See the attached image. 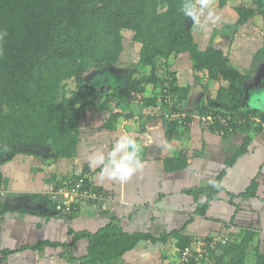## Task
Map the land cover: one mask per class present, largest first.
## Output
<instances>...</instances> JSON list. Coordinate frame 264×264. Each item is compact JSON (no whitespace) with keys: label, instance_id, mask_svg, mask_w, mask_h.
<instances>
[{"label":"trees","instance_id":"trees-1","mask_svg":"<svg viewBox=\"0 0 264 264\" xmlns=\"http://www.w3.org/2000/svg\"><path fill=\"white\" fill-rule=\"evenodd\" d=\"M229 1L209 0L221 9ZM192 8L203 10L199 0H0V32L7 33L0 40V166L24 153L46 154L51 163L74 158L85 114H106L105 127L110 129L123 110L133 106L167 111L164 94H157V88L178 100L190 122L195 112L186 110V104L197 83L206 94H217L209 97L208 105L202 102L199 115L231 116L233 132H260L264 113L245 107V83L250 74L231 67L223 48L209 45L202 49L189 27L193 18L184 14ZM237 14V22L226 26L230 36L251 24L264 37V0H240ZM127 36L141 46L138 63L129 68L127 88L110 92L93 88L91 77L123 67ZM173 58L190 61L194 84L181 86L177 73L163 72L166 61ZM144 67L152 69L148 77L142 74ZM70 80L76 82V90L67 96L65 87ZM149 86L154 88L151 95ZM172 111L178 112L177 107ZM162 115L166 142L170 143L178 128L186 126ZM253 118H259L261 124L253 126ZM242 121L245 123L240 125ZM248 138L244 148L250 143ZM186 165L181 158L165 161L166 170L171 172ZM216 191L210 198H217ZM202 210L205 213L206 205ZM70 234L71 244L43 242L35 249L73 248L86 239L87 254L78 258L79 264H114L141 241H159L150 235L127 233L115 221L96 233L71 230ZM174 235L179 251L192 242L179 233ZM252 241L250 234L240 243L230 242L218 248L213 258L217 264H246ZM254 264H264V256L257 253Z\"/></svg>","mask_w":264,"mask_h":264},{"label":"crops","instance_id":"crops-1","mask_svg":"<svg viewBox=\"0 0 264 264\" xmlns=\"http://www.w3.org/2000/svg\"><path fill=\"white\" fill-rule=\"evenodd\" d=\"M252 43L245 44L250 57L243 55L237 61L234 52H226L231 67L250 74L245 83V104L264 93V64L262 70L256 69L258 60L264 59L263 45L256 48ZM259 52L261 58L257 60ZM180 80L181 86L191 84V78L184 77V84ZM198 86L193 85L189 97L198 102L192 104L188 99L186 104V110L197 114L202 102L208 105L209 97L217 95L214 91L206 94ZM131 108L123 110L110 129L105 127L106 114H85L74 158L51 163L46 154L24 153L0 166L4 190L0 199V264H79L78 257L87 254L86 239L67 249L35 247L43 242L71 244V230L96 233L114 221L127 233L159 239L141 241L114 264H177L176 233L192 241L226 234L230 242L239 243L252 234L246 264H254L257 253L264 256V124L258 133L238 131L221 136L216 128L196 120L190 128L179 127L167 143L165 110L140 105ZM252 108L264 113L257 106ZM250 122L253 126L261 124L259 118ZM123 136L136 140L143 163L127 181L110 178L103 170L114 167L107 155ZM248 136L251 140L244 148ZM100 154L105 156L103 162L96 159ZM178 158L186 161L185 168L167 171L165 161ZM79 176H85L104 199L80 203L75 215L67 219L48 202L46 192L56 181ZM215 191L217 198H210ZM163 237L166 241L160 240ZM71 257L76 259L71 261Z\"/></svg>","mask_w":264,"mask_h":264},{"label":"rangeland","instance_id":"rangeland-1","mask_svg":"<svg viewBox=\"0 0 264 264\" xmlns=\"http://www.w3.org/2000/svg\"><path fill=\"white\" fill-rule=\"evenodd\" d=\"M240 8V0H230L228 6L221 9L218 7L217 3L209 2L208 6L204 8L203 15H199L197 19H192V29L195 35V38L199 45L202 48H206L209 45H215V47L220 46L225 50V52H234L237 57V61L241 58V56L250 57L249 52H245V44L249 41H252L256 48H259L263 45L262 55H264V37L262 34L251 24H248L242 28L239 33H237L234 37L230 36L226 26L233 25L238 20L237 10ZM163 10V9H162ZM211 12L212 16L209 18L208 13ZM263 38V40H262ZM256 42V43H255ZM141 50V46L137 43H134L128 36L125 40V51L124 55L121 59V62L124 64L122 68H110L109 73L104 75L103 83H96L97 77H91L90 82L92 85L102 87L105 86L110 90H116L117 88L125 89L128 86V78H129V68H133L134 64L139 61V53ZM246 53V54H245ZM257 60L261 58V56H256ZM264 58V57H263ZM236 61V62H237ZM259 61L256 64L257 71L262 70V66L264 64V59H261L260 64ZM259 64V65H258ZM166 66V67H165ZM165 66L162 68L165 73V69L169 73H177L179 81L182 78H191L188 75L189 70L191 71L192 64L188 60H184V58H173L170 59L169 62L166 61ZM126 67V68H125ZM145 71L142 74H145V77H148L152 72V69L149 67H144ZM166 72V74H168ZM102 73H99L100 76ZM92 76V75H90ZM187 76V77H186ZM90 78V77H89ZM93 79V80H92ZM92 80V81H91ZM191 78V83L194 84L196 82V78ZM184 84V82H183ZM197 84V83H196ZM196 84H194L196 86ZM198 86V85H197ZM199 87V86H198ZM200 88V87H199ZM264 89V86L261 87V90ZM65 95L70 96L73 91L76 90V82L70 80L67 82L65 87ZM148 94L151 95L153 93V86L148 87ZM156 93L159 94V88L155 89ZM68 91V92H67ZM255 91V89L253 90ZM248 92V93H252ZM261 95V94H260ZM260 95H255L254 97H259ZM264 97V93H262ZM199 100V99H198ZM195 98H190L189 102L194 104L198 102ZM200 106V105H199ZM139 107V106H138ZM133 109V107L131 108ZM83 255V254H82ZM79 256L78 258H80Z\"/></svg>","mask_w":264,"mask_h":264},{"label":"built area","instance_id":"built-area-1","mask_svg":"<svg viewBox=\"0 0 264 264\" xmlns=\"http://www.w3.org/2000/svg\"><path fill=\"white\" fill-rule=\"evenodd\" d=\"M168 77V76H167ZM166 90H160L163 93V102L168 106L164 115L170 121H176L183 126H193L194 121L198 120L207 128H219L221 136H228L233 133L231 126L232 117L222 114L199 115L192 114L194 121L187 122V112L181 109V104L170 94H165ZM177 107L178 112L174 113L172 109ZM1 196L4 190L0 189ZM46 196L52 204H55L58 212L65 218L72 217L77 211V207L82 202H99L104 199V195L97 192L96 188L88 181L85 176L76 178H67L57 181ZM230 238L226 234L216 235L205 239H195L185 249L179 251V261L177 264H217L213 258L214 252L230 243Z\"/></svg>","mask_w":264,"mask_h":264},{"label":"clouds","instance_id":"clouds-1","mask_svg":"<svg viewBox=\"0 0 264 264\" xmlns=\"http://www.w3.org/2000/svg\"><path fill=\"white\" fill-rule=\"evenodd\" d=\"M200 9H204L208 6L209 0H199ZM183 11V10H182ZM184 14L188 17L197 19L199 15H203V11L197 10L195 8L184 11ZM209 18H211L212 13H208ZM7 35L6 32H0V40ZM0 54H2V49H0ZM130 149V151H124ZM124 151V154L120 156L117 160L116 157L119 153ZM140 148L136 140L130 136L121 137L111 152L108 153L107 158L114 167L109 170L104 168L103 170L107 172L110 178L119 179L120 181H127L130 179L134 173L143 167V163L139 158ZM98 161L103 162L105 156L100 154L97 158ZM90 167H96L94 163H90Z\"/></svg>","mask_w":264,"mask_h":264},{"label":"water","instance_id":"water-1","mask_svg":"<svg viewBox=\"0 0 264 264\" xmlns=\"http://www.w3.org/2000/svg\"><path fill=\"white\" fill-rule=\"evenodd\" d=\"M191 25H192V21H191L189 27H191ZM246 105H247L248 107H249V106H252V107L257 106V107H259V108H261V109L264 110V98H263V97L257 98V99H255V100L252 101V102H248V103H246Z\"/></svg>","mask_w":264,"mask_h":264},{"label":"flooded vegetation","instance_id":"flooded-vegetation-1","mask_svg":"<svg viewBox=\"0 0 264 264\" xmlns=\"http://www.w3.org/2000/svg\"><path fill=\"white\" fill-rule=\"evenodd\" d=\"M103 76H104L103 74L100 75V76L97 78V80H95L96 83H99V82H102V83H103V81H104ZM94 87H95L97 90L108 91V92L112 91V90L108 89V88L105 87V86L98 87V86H94V85H93V88H94Z\"/></svg>","mask_w":264,"mask_h":264}]
</instances>
